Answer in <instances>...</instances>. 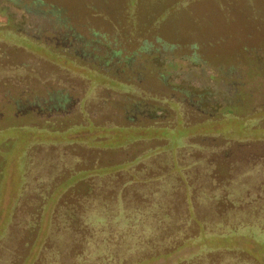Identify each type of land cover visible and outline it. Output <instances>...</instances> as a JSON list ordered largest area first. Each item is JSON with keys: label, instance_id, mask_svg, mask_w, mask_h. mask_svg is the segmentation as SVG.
<instances>
[{"label": "rangeland", "instance_id": "374dc122", "mask_svg": "<svg viewBox=\"0 0 264 264\" xmlns=\"http://www.w3.org/2000/svg\"><path fill=\"white\" fill-rule=\"evenodd\" d=\"M96 3L112 43L90 36L86 60L0 5V264H264L259 241L205 229L223 202H196L264 169V0ZM156 210L191 238L145 228Z\"/></svg>", "mask_w": 264, "mask_h": 264}, {"label": "trees", "instance_id": "16d2710c", "mask_svg": "<svg viewBox=\"0 0 264 264\" xmlns=\"http://www.w3.org/2000/svg\"><path fill=\"white\" fill-rule=\"evenodd\" d=\"M80 2L85 12L83 17L80 15L82 13H80L78 8L72 11V9L66 7L65 0H0V5L15 3L21 10L22 16L26 18V20H30L36 24L38 31L36 35H34L35 37H44L48 42L55 41L60 46L73 49L76 53H79L80 58L86 60L89 59L88 57L95 49L94 46V49L90 51L89 44L93 43L94 40L93 38H89L90 36L100 34V37L104 38V41H100L101 44L106 42L110 45L112 43L106 38L107 36L105 34H101L92 27V23L88 18L89 15H91V17L101 16L108 21H110V19L109 16L106 15L108 9H104L101 4H97L96 0H80ZM158 19H160V17H158ZM75 20H77V23L74 22ZM75 24H77L78 28ZM130 34H132V32ZM88 38L91 39V41L87 40ZM250 48H252V46ZM124 51L125 49L121 47L115 48L110 57L111 59L107 61L114 60L116 63L121 61ZM108 54L109 53L106 55ZM135 54L136 53L133 52L126 55L125 58L133 62ZM97 57V55H94L92 59L105 60V58H107V56L101 55L99 58ZM193 59L198 61L200 57ZM55 99L56 98L51 97L45 102H40L37 98L36 100H38V102L35 107L48 110L58 108V103L55 102L57 99ZM23 102L22 99H19L18 104L25 106L26 104L24 105ZM218 156H220V153H218ZM234 170L235 169L231 172L233 179L229 187L215 184L216 186L214 185L213 188H205L199 192L196 202L202 203L203 206H209L213 201H221L226 208L223 213H217L215 208L212 209L213 207H211L210 209L208 207L212 214H207V211L205 213L206 216H202L201 222L209 234L218 233L223 235L227 233H236L238 235L248 236L264 244V169L263 171H258V175L246 173V171L242 172L243 174L235 175L233 173L235 172ZM252 184L254 185L252 186ZM153 214H155L156 217H153V220L150 219L149 221L153 222L146 224L145 228L148 229L149 227L158 226L161 233L170 232L172 229L174 230V234H172L173 236H169V238L175 237L177 240H182L181 242H185L191 238H184V229H177V225L172 222L176 219H180L177 214L174 216H162L159 210L155 212L151 211V216H153ZM169 217L172 220H169ZM98 219L100 221V219H104V217ZM184 219L185 218H181V220ZM126 220L124 219V224L127 223L128 220ZM153 223L155 225H153ZM182 224V222H178V225L181 226ZM126 225L128 226V223ZM124 237L126 238L127 236L124 235Z\"/></svg>", "mask_w": 264, "mask_h": 264}]
</instances>
